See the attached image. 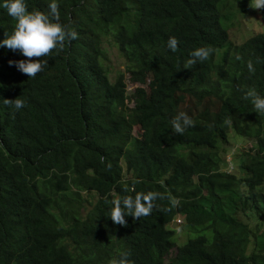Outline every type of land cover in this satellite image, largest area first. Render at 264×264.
Returning a JSON list of instances; mask_svg holds the SVG:
<instances>
[{
  "label": "trees",
  "instance_id": "trees-1",
  "mask_svg": "<svg viewBox=\"0 0 264 264\" xmlns=\"http://www.w3.org/2000/svg\"><path fill=\"white\" fill-rule=\"evenodd\" d=\"M24 2L47 14L53 0ZM55 2L78 39L42 57L43 72L29 78L9 65L26 58L0 48V264H110L125 252L131 264H164L168 253L173 264H247L241 256L254 244L237 221L245 209L264 216V114L243 96L255 88L264 97V29L235 43L224 24L248 0ZM14 25L0 7V40ZM104 39L125 62L113 80ZM200 47L214 51L187 68ZM126 76L138 85L131 93ZM16 98L26 106L3 103ZM181 111L195 123L177 135L171 120ZM227 121L234 142L250 145L236 173L224 170ZM149 191L171 193L179 207L163 211L170 201L157 199L151 215L112 223L113 192ZM214 198L228 207L230 227L208 223ZM176 218L188 237L181 245L169 226ZM253 252L252 264H264Z\"/></svg>",
  "mask_w": 264,
  "mask_h": 264
},
{
  "label": "clouds",
  "instance_id": "clouds-1",
  "mask_svg": "<svg viewBox=\"0 0 264 264\" xmlns=\"http://www.w3.org/2000/svg\"><path fill=\"white\" fill-rule=\"evenodd\" d=\"M0 7L5 9L8 16L15 21L11 35L5 33V38L0 40V48H7L13 52H19L26 58L19 61H9V65L12 66L14 64L18 71L27 75L29 78H35L37 74L43 72L47 67L48 62L47 60H43L42 57L49 56L53 50L62 51L65 48L66 43L78 39V34L75 31L67 29L59 22V6L55 0L48 5L49 12L47 14L38 10L29 12L24 0H4ZM244 7L246 8V13L244 15L248 14L246 15V18L250 16L251 20L260 23L262 29H264V0H248V2L244 3ZM178 43L179 41L175 37H170L167 41V47L172 52H176L178 50ZM213 51L214 49L211 47H200L193 50L190 53V58L186 61V67L191 68L197 63L207 61ZM236 59L240 60L241 57L237 55ZM247 67L250 72H254L255 69L251 61L248 62ZM130 85H135L136 88L138 87L136 84ZM147 86L146 83V88H148ZM136 88H134V90ZM243 99L250 100L256 113L264 114V97L260 96L255 88L248 89L245 92ZM3 103L16 110H20L26 106L25 101L19 98H16L15 100L5 99L3 100ZM126 103L131 107L135 104V101L133 99H126ZM227 122L229 123L225 125L229 129L227 130V139L230 143L226 145V151L222 152V154L225 162L227 157L229 155L231 156L232 161L229 162V164H231L240 159V154L245 152L246 148L250 145L242 140L241 142H234L232 139L234 135L232 132L234 122ZM194 123L193 119L190 118L186 112L181 111L171 120L172 131L177 135H182L187 128L193 127ZM130 133L136 134V130L133 132L131 131ZM238 143H244L247 144V146L237 149L236 145ZM235 150H237V153ZM103 162L104 157H101V163ZM227 165L224 168L225 171H227ZM108 168H111L110 164H108ZM227 173H236V171H227ZM131 190L134 191L132 188ZM112 195L115 198L110 201L112 207L109 211L108 217L114 225H120L121 227L127 226L125 216H131L133 219L139 220L141 217L151 215L153 208L156 207L154 201L157 199L167 198L170 201V207L162 209L163 211H170L171 208L179 207L180 204L179 199L173 197L171 193H168L167 197L160 192L153 191H149L146 194L144 192H137L134 197L126 196L121 198L116 195L115 192H113ZM105 199L107 202V198ZM205 208L210 213L208 220L210 225H222L225 228H228V226L230 227L229 220L226 216L228 207H226L225 204L217 202L214 198L206 204ZM245 214L246 209L241 216L239 215V220L237 221L240 230L247 233L249 241L254 244L253 249L264 253V216L252 217L251 215L250 217H246ZM176 221H179L178 224L181 223L179 225L180 227L183 226L182 222H180L181 219L179 218H176L174 223L169 224V226H174L177 223ZM253 249L251 251L245 250L243 253L244 256H241L247 261V264L253 263L251 259V256L254 254ZM128 256L129 253H122L120 259H113L110 261V264H131ZM171 258L172 257L169 253L166 254L164 257V264H173V262L170 261Z\"/></svg>",
  "mask_w": 264,
  "mask_h": 264
},
{
  "label": "rangeland",
  "instance_id": "rangeland-1",
  "mask_svg": "<svg viewBox=\"0 0 264 264\" xmlns=\"http://www.w3.org/2000/svg\"><path fill=\"white\" fill-rule=\"evenodd\" d=\"M246 15H243L240 19L234 17L229 23L224 24V26L227 28L229 32L230 39L235 43H239L249 35L256 34L258 31L262 30V25L260 23L251 20L250 16L246 18ZM102 48L106 49L105 65L109 70L110 80H113V78H115V76L119 72H123L125 70V62L122 59L121 55H119L116 46L110 40L104 39L102 42ZM126 84L128 85L127 88L128 92H131L134 90V88H136L135 85H130L128 83L127 76H126ZM147 85H149V81H147ZM244 146H247V144L238 143L236 145L237 149H240L241 147ZM235 152L237 153V150H235ZM231 161L232 158L229 155L226 159V162L228 164L227 171L235 172L236 171L235 163L232 162L231 164H229V162ZM176 222L177 223L174 226L172 225L170 227L176 231L177 241L179 242L178 245H180L182 242H185L188 237L186 236V234H184L181 227L179 226L181 223L178 224L179 221Z\"/></svg>",
  "mask_w": 264,
  "mask_h": 264
}]
</instances>
